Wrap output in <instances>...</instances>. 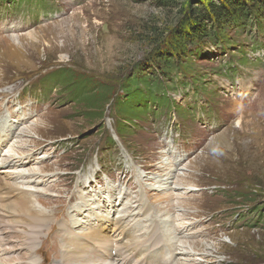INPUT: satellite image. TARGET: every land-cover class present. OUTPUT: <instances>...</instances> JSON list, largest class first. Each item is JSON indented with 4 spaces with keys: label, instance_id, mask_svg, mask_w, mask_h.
<instances>
[{
    "label": "rangeland",
    "instance_id": "rangeland-1",
    "mask_svg": "<svg viewBox=\"0 0 264 264\" xmlns=\"http://www.w3.org/2000/svg\"><path fill=\"white\" fill-rule=\"evenodd\" d=\"M207 1L0 0V131H12L0 138V264H79L71 238L78 259L138 244L156 258L145 264H264V0L260 13L246 0V24L224 39ZM186 22L212 31L181 55L189 64L171 57L189 72L159 69ZM59 68L112 86V100L93 108ZM140 68L171 87L164 101ZM128 77L143 110L133 126L113 107ZM19 155L28 163L8 164Z\"/></svg>",
    "mask_w": 264,
    "mask_h": 264
},
{
    "label": "trees",
    "instance_id": "trees-1",
    "mask_svg": "<svg viewBox=\"0 0 264 264\" xmlns=\"http://www.w3.org/2000/svg\"><path fill=\"white\" fill-rule=\"evenodd\" d=\"M249 5L246 4V0H221L219 4L214 3L211 0H208L206 3V7H204L205 9H208V12L211 13L209 16V18L212 21V28H216V33L217 31L220 32L222 35L221 38L224 39L223 33L222 31L227 28V26H232V25H236V24H241V26H243L246 23H242V18H246L248 17V8L251 7V10L255 9L256 13H260L261 10L263 9L262 6H258L257 0H248ZM264 4V3H263ZM249 6V7H248ZM207 11L204 12L202 10H200L198 13L201 16H208L209 13ZM253 13V12H252ZM245 21V20H244ZM246 22V21H245ZM199 24L201 25V28L198 27V30H192L191 26L192 23H188L186 22V25H181L180 27L176 28L171 36L170 39L168 40L167 44L164 45V48L162 49V51H158L156 52V55L153 59V61L155 63H157L159 66V69H164L165 71L170 69L173 70L175 67L179 66L182 71L181 74H185L187 72H189L188 67L183 66V64H181L182 62H186V64H189V61H184V59H182L181 55H185L188 50L187 47L188 45L191 43V41L193 40V38L197 35V33H199L200 35L203 34H207L208 31H212L211 28L207 29L206 25H202V23L199 22ZM188 26H190L188 28ZM212 34V32H211ZM198 37V36H197ZM176 54V58L177 61H181L180 63H177V66L173 65V60L171 59V57ZM171 65V66H170ZM142 68H140V70L138 71L140 74H138L140 76V78H142V81L145 83L144 85H149V91L148 93H150V96H160V101H164V94L160 93L162 95H160L158 92H161L162 90L165 89H171L170 86H166L163 87L160 84V80L159 78L155 79V78H149V80L147 81V79H145V77L143 75H141L142 72L141 71ZM180 69V70H181ZM187 71V72H186ZM158 72V71H157ZM163 72V71H162ZM164 73V72H163ZM54 75V77H56L58 75L59 79L63 80L65 82L64 86H71L74 85V88L72 89V92L74 95H76L77 98H79V96L82 94L83 89L86 90L87 89V96H83V94L81 95L83 100H86L87 102H90V104L92 105V107H97V102L103 104L107 103V100L111 101L112 100V93H113V87H99L95 85L94 80H92L90 77H85L83 73L80 72H74L72 70H68V69H63V68H59L57 70H55L54 73H52V76ZM85 78H84V77ZM57 78V77H56ZM84 78V79H83ZM136 79H139V77H136ZM195 79V78H194ZM58 80V79H57ZM57 80H53V81H57ZM148 83V84H147ZM122 86L129 92L126 95V97H116L113 100V107L115 109V111L119 114V116L124 117L126 119H128L129 122L135 121V117H140L141 116V112H143V110H141L139 107V105L135 104L132 100V96H130V91H132V89H130V87L132 86V81L130 79V77L127 78V80L124 81V83H122ZM97 90V96L94 98H90L89 95H91L96 89ZM164 97V98H163ZM92 110V109H90ZM97 110V109H96ZM119 129L118 131H124L125 130V125L122 126V121L119 122ZM133 126V124L131 125Z\"/></svg>",
    "mask_w": 264,
    "mask_h": 264
},
{
    "label": "bare ground",
    "instance_id": "bare-ground-1",
    "mask_svg": "<svg viewBox=\"0 0 264 264\" xmlns=\"http://www.w3.org/2000/svg\"><path fill=\"white\" fill-rule=\"evenodd\" d=\"M9 130H10V128H9ZM11 132L12 131H7V127L6 128H4V131H0V138H1V136L3 135V134H6V137H8L9 136V134L11 135ZM4 136V135H3ZM5 140V137L4 138H2V140ZM2 143H4V141L2 142ZM17 154H19V153H17ZM23 159V160H22ZM25 159H27V158H22L20 155L18 156V159H17V157L15 158V157H13L10 161H9V163L8 164H12V165H14L15 164V162H17V164L20 166H22L23 164H25V163H28V162H26V161H24ZM14 160V161H13ZM17 201H20V207L21 208H23V209H21L20 211H22L23 210V212H28V214H31V216L30 217H32L33 218V222H32V227L31 228H40V227H43L42 226V224H43V222L45 221L44 220V218L42 217V216H40V217H36L39 213L41 214V213H43V212H41V211H39V212H37V211H34V209L32 208V206L31 205H29V203H28V198H25L24 196H21L20 197V199L19 200H16V201H14V202H17ZM13 203V202H12ZM9 205H11V203L9 202L7 205H6V207H9ZM24 215V214H23ZM187 227V226H186ZM106 228V227H105ZM103 230H104V228H102ZM176 231H177V228L175 229ZM181 231H179L178 233H180ZM53 233V232H52ZM51 235V234H50ZM88 235V234H87ZM87 235H85V236H87ZM97 239H102V240H106V238L108 237H106V233L104 234V233H102L101 232V234L98 232V229H97ZM105 236V237H104ZM49 237V236H48ZM44 240V242L45 241H48V238H43ZM156 239L155 238H153V237H150L149 239H148V242L150 243V244H154V243H156V241H155ZM0 241H2L1 239H0ZM67 241H68V243H67ZM65 243L66 244H68V247H69V245L71 244V242H73V245H74V239H69V240H67ZM31 243L33 242V241H30ZM136 242V241H135ZM30 243V244H31ZM32 245V244H31ZM73 245H71V251L73 252V253H71V255H70V258H69V261H75V260H79V264H123L124 262H125V259L124 258H120V259H122L123 260V262L121 263L120 262V259H119V257L117 256V253H116V255L115 256H117V258H115V260L113 261V260H111V254H112V252L111 251H107V247H106V249H103V251H98V252H96V253H94L93 251L92 252H88V258H84V259H82V258H79L78 259V257L79 256H81V254H83V253H81L80 252V250L77 248V247H75V246H73ZM107 246H109V245H107ZM75 249V251L76 252H74L73 250ZM78 250V251H77ZM110 250V249H109ZM145 254V253H144ZM119 255V254H118ZM145 255H147V253L145 254ZM145 255H143V256H145ZM119 256H121V255H119ZM155 259L156 258H154L152 255H149V259L147 260V258L145 257L144 258V261H148V263H153V261H155ZM156 262V261H155ZM157 263V262H156Z\"/></svg>",
    "mask_w": 264,
    "mask_h": 264
}]
</instances>
